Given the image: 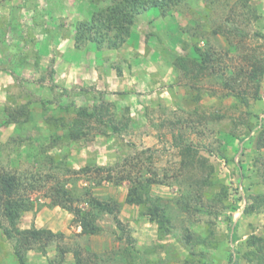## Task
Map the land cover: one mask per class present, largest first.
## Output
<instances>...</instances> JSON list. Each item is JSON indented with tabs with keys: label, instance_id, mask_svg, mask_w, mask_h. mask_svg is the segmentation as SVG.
<instances>
[{
	"label": "rangeland",
	"instance_id": "rangeland-1",
	"mask_svg": "<svg viewBox=\"0 0 264 264\" xmlns=\"http://www.w3.org/2000/svg\"><path fill=\"white\" fill-rule=\"evenodd\" d=\"M115 1L0 0V168L30 178L18 227L56 233L27 264H76V251L88 264H255L264 76L257 83L244 68L264 64V0H221L211 18L204 0L165 15L147 6L121 44L111 46L115 29L77 43L76 25ZM180 57L206 67L187 71ZM100 104L120 131L72 111ZM142 184L148 202H128ZM93 199L111 211L84 234L75 211L96 212ZM15 250L0 228V264H18Z\"/></svg>",
	"mask_w": 264,
	"mask_h": 264
},
{
	"label": "trees",
	"instance_id": "trees-1",
	"mask_svg": "<svg viewBox=\"0 0 264 264\" xmlns=\"http://www.w3.org/2000/svg\"><path fill=\"white\" fill-rule=\"evenodd\" d=\"M186 1L187 0H116L112 5H108L105 8L99 9L98 11L92 13L90 20H82L79 25H76L77 43H80L85 39L92 40L96 43L101 42L104 38L107 39L104 30L115 29V40L110 39V42L111 46H116L126 40V37L131 33V26L136 20V15L142 13V11L147 8V6L158 8L160 13L165 15L168 14V12H182L184 9H187L188 5ZM204 3L208 7V15L209 18H211L210 11H213L216 5L221 3V0H204ZM210 6L213 9H211ZM88 22H91L90 26H88ZM207 60H209V58L206 56L204 62ZM179 62H181L179 64L187 71L192 70V68L189 67V63L196 64L200 70L206 67L205 63H201L196 60L190 62L187 57H180ZM247 71H250L249 77L259 83L258 79L264 76V64L260 65V63L257 64V61H252L251 67L244 68V73ZM246 74L248 75V73ZM71 105L72 104L67 105V109L70 110ZM75 109L77 111L74 109L72 111L76 112L78 116L82 117L85 122L96 119L97 122L112 128L115 132L120 131L122 128L116 123L113 113L108 106H104L103 104L95 105L92 111L87 109V106H76ZM62 119L63 118L60 120ZM5 122L9 123L11 122V119H7ZM12 122H14V120ZM62 125L69 130L68 134L72 138L81 137V135L85 133V130L81 126L77 125L76 122L71 121L70 123H66L65 121H62ZM126 126L127 123L124 124V127ZM249 128L251 129L252 126ZM260 136L262 135L260 134ZM260 136L259 138H261ZM261 142L262 143L259 145V148L264 147V137ZM28 179L30 178H26L17 175L15 172L0 168V228L6 233L8 237L16 240L15 254L18 264H27L26 254L28 250L33 248V245L43 239H52L56 235V233L51 229H20L18 227V221L21 218L22 210L24 209V204L26 203V199L23 198L24 192L22 189L25 187L24 180ZM62 190L65 200H72L71 191L65 190L64 188ZM60 193L61 190L58 188L57 195H55L57 197L54 200L56 204H63L62 201H59L58 199ZM147 194L148 187L146 185H134L130 189L127 201L132 204L147 203L148 200L147 197H145ZM92 206L96 208V212L75 211L76 214L79 215L78 219L76 218V220L82 227V233L84 234H96L100 232L101 228L96 223V220L99 216V210L111 211L108 203H103L96 199L92 200ZM159 208V204H152V206L149 208V214L152 216H157ZM3 220H6L8 224L4 225ZM157 221L160 225V228H163L165 225L164 219L159 218ZM250 242L252 246H258L257 253L264 251V237L258 235L252 236L250 238ZM250 253L254 254L257 259H263V256L257 255V253L254 251H251ZM75 257L76 264H88L86 260L83 259L79 251L75 252ZM260 260H258L255 264H262Z\"/></svg>",
	"mask_w": 264,
	"mask_h": 264
}]
</instances>
